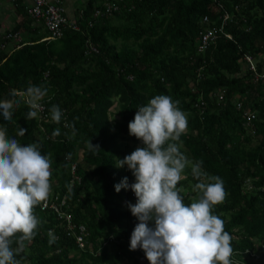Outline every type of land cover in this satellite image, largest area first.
Instances as JSON below:
<instances>
[{
	"label": "trees",
	"instance_id": "1",
	"mask_svg": "<svg viewBox=\"0 0 264 264\" xmlns=\"http://www.w3.org/2000/svg\"><path fill=\"white\" fill-rule=\"evenodd\" d=\"M96 7L86 2L76 31L67 28L53 40L46 32L0 52V100L19 101L10 121L0 114V128L22 145L37 142L42 154L52 153L51 195L65 196L64 211L86 233L79 248L55 214L38 204L34 213L41 223L26 242L22 264H149L141 248L129 247L138 220L128 204L136 200L131 189L116 192L114 185L125 177L135 182L127 166L116 163L143 146L128 123L156 95L178 101L187 116L180 151L224 182L227 196L212 212L232 236L233 252L244 251V263L264 264V81L255 79L264 73V0H125L118 12L98 19L92 16ZM223 11L230 15L222 27L228 38L218 33L198 53L201 18L216 22ZM111 16L118 22L109 23ZM87 43L95 53L84 54ZM32 86L48 92L39 101L43 112L30 119ZM235 97L243 110H256L248 126ZM52 105L63 111L59 124L51 120ZM113 105L116 112H110ZM21 128L26 131L18 135ZM57 128L60 135L53 137ZM89 140L99 145L95 154L86 147ZM185 174L177 188L188 205L201 193L193 191L198 181L190 167ZM71 177L78 181L69 188ZM49 230L59 237L51 245Z\"/></svg>",
	"mask_w": 264,
	"mask_h": 264
},
{
	"label": "clouds",
	"instance_id": "2",
	"mask_svg": "<svg viewBox=\"0 0 264 264\" xmlns=\"http://www.w3.org/2000/svg\"><path fill=\"white\" fill-rule=\"evenodd\" d=\"M47 92L43 86L28 88V118H36L43 110L39 101ZM178 103L170 96L156 95L140 106L128 123L129 134L143 146L117 160L116 167L126 165L135 182L129 184L125 177L114 190L131 189L136 197L134 205L128 204L138 220L131 233L130 250L141 248L149 264H232V236L224 230V221L212 212L213 206L227 196L224 182L209 176L202 168L203 161L193 163L180 151V137L188 121ZM14 106L18 107L19 101L0 100V114L5 120L12 119ZM50 112L51 120L59 124L63 111L52 105ZM25 131L21 128L18 135ZM59 135L58 128L52 132L53 137ZM86 147L93 154L100 150L90 140ZM189 167L192 178L198 181L193 191L201 195L186 205L177 185L187 178L185 170ZM51 180L52 153L42 154L37 142L22 145L0 128V264L26 262L21 253L41 223L34 209L50 197ZM48 236L49 245L59 239L52 230Z\"/></svg>",
	"mask_w": 264,
	"mask_h": 264
},
{
	"label": "built area",
	"instance_id": "3",
	"mask_svg": "<svg viewBox=\"0 0 264 264\" xmlns=\"http://www.w3.org/2000/svg\"><path fill=\"white\" fill-rule=\"evenodd\" d=\"M125 0H109L108 2L102 4L99 8H95L92 12V16L94 18H99L103 16H110L111 14L118 12L123 5ZM234 10L238 8L236 6L233 7ZM219 10V9H218ZM25 12L27 16L30 18L40 22L47 32L46 39H58L62 36V33L65 29H71L72 31H76L78 29L77 25L75 24L74 20H69L61 5L58 1L55 2H48L47 0H30L29 5L26 6ZM230 15L229 13L223 11L222 14H219L217 17V21L219 20V24H216L215 21H210L207 16H203L200 20L201 29L198 32L197 37V48L196 51L203 52L208 43L213 41L216 38L218 33L223 34L225 37L228 38L227 34L223 33V25L229 20ZM91 25V22L88 23V26ZM245 26V24H242ZM246 30H249L247 27ZM8 42H15L17 43L14 47H19L18 44L20 42L19 37L16 33L7 32L1 35L0 37V51L4 50L5 45ZM96 49L87 43L85 48L84 54L88 55L91 53H95ZM250 63V69L253 70V66L251 65L250 59L248 57L245 58ZM0 59V63H1ZM263 79L264 73L262 74H255V79ZM220 93V92H219ZM218 94V93H217ZM218 99H221L222 94L220 93L219 96L215 95ZM233 105L237 110H240L242 107V102L237 98L232 100ZM202 105V103H201ZM39 112V114H41ZM255 118L254 113L251 110L245 109L242 112V119L243 125L248 126L251 123V120ZM44 119V118H43ZM42 120V119H41ZM70 174L73 175L74 172V165L70 166L69 170ZM77 177H71L69 180L68 187L70 188L74 182H77ZM131 197L136 200L135 194L132 192ZM64 207H66V198L65 196H53L50 197L40 204L41 210L49 209L51 210L56 219L60 221V224L63 225V231L66 236L73 237L75 243L79 248L84 246L83 238L85 237V228L83 225H74L71 220L70 213L64 211ZM239 253H234L232 255L231 260L232 264H247L244 263L240 258L238 260Z\"/></svg>",
	"mask_w": 264,
	"mask_h": 264
},
{
	"label": "crops",
	"instance_id": "4",
	"mask_svg": "<svg viewBox=\"0 0 264 264\" xmlns=\"http://www.w3.org/2000/svg\"><path fill=\"white\" fill-rule=\"evenodd\" d=\"M48 2L58 1L66 17L69 20L76 21L81 15L82 9L88 0H47ZM109 0H93L94 6H101L102 4L108 2ZM30 0H0V37L2 34L11 32L13 29L17 28L16 33L19 37V44L27 43V41L36 38L37 36L46 33L42 24L29 16L25 12V8L29 5ZM96 7V8H99ZM95 9V8H94ZM93 9V10H94ZM3 14V16H2ZM5 14V17H4ZM98 19V18H95ZM108 22L111 24L117 23V19L113 16L108 18ZM17 43L8 42L4 51L10 52ZM18 44V45H19Z\"/></svg>",
	"mask_w": 264,
	"mask_h": 264
},
{
	"label": "rangeland",
	"instance_id": "5",
	"mask_svg": "<svg viewBox=\"0 0 264 264\" xmlns=\"http://www.w3.org/2000/svg\"><path fill=\"white\" fill-rule=\"evenodd\" d=\"M2 16H3V14H2ZM4 17H5V14H4ZM234 99H237V97H235ZM241 110H242V112H243V104H242ZM116 111H117V108L115 107V105H113V106L110 108V112H116ZM255 113H256V110H254V114H255ZM241 117H242V115H241ZM234 253H237V252H233L232 255H234ZM243 253H244V251H243V252H239L238 258H240V259H242V260H245V257H246V256H244Z\"/></svg>",
	"mask_w": 264,
	"mask_h": 264
},
{
	"label": "bare ground",
	"instance_id": "6",
	"mask_svg": "<svg viewBox=\"0 0 264 264\" xmlns=\"http://www.w3.org/2000/svg\"><path fill=\"white\" fill-rule=\"evenodd\" d=\"M216 37H217V35H216ZM1 52V51H0ZM249 59H250V62H251V65L253 66V70H255V65H254V63H253V61H252V58L250 57V56H247ZM248 62V61H247ZM248 66H249V69H250V63L248 62ZM251 70V69H250ZM257 79H259V78H257ZM261 80H263L264 81V78L263 79H261ZM251 122H252V120H251ZM238 253V252H237ZM242 260V259H241Z\"/></svg>",
	"mask_w": 264,
	"mask_h": 264
}]
</instances>
